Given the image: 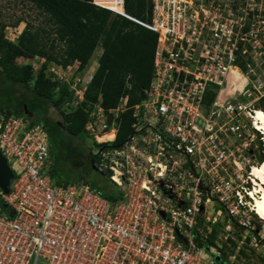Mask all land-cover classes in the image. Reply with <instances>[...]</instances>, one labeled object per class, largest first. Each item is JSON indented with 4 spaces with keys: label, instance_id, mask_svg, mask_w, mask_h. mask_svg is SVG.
<instances>
[{
    "label": "built area",
    "instance_id": "built-area-1",
    "mask_svg": "<svg viewBox=\"0 0 264 264\" xmlns=\"http://www.w3.org/2000/svg\"><path fill=\"white\" fill-rule=\"evenodd\" d=\"M90 2L157 37L132 131L120 147L97 151L122 195L111 201L84 180L54 183L45 127L0 113V151L13 171L9 191L0 187V264H218L222 244L209 238L223 220L225 231L235 222L259 240L249 147L263 132L251 103L226 89L247 47L264 48V0H149V19L128 13L124 0ZM47 67L76 103L84 99L91 67ZM126 101L108 110L110 122L93 104L86 124L94 136L116 130Z\"/></svg>",
    "mask_w": 264,
    "mask_h": 264
},
{
    "label": "trees",
    "instance_id": "trees-1",
    "mask_svg": "<svg viewBox=\"0 0 264 264\" xmlns=\"http://www.w3.org/2000/svg\"><path fill=\"white\" fill-rule=\"evenodd\" d=\"M26 1L43 15V25L37 28L28 25L18 35L17 42H12L5 37L4 28L7 24L0 23V97L3 95L8 99L12 96L19 100L17 106L7 103L4 106L0 105V113L22 116L25 121L33 125L38 122L29 121L21 111L22 107L26 106V109H31L32 112L37 107L42 109L43 114L50 106L59 110L65 96H71L72 93L65 88L67 85L65 82L46 75L44 72L46 65L53 62L63 68L70 66L78 70L85 69L94 50L99 46L102 51L98 65L80 105L69 112L61 111L59 113L61 121L47 118L46 122L40 123L48 132L49 139L52 138L49 130L56 126L65 130L67 137H79L84 131L89 111L94 103H100L110 122L113 116L108 110L116 108L121 98L127 96L126 109L115 117V138L113 139V129L108 139L113 141L108 144L95 143L103 150L120 147L132 131L133 105L143 98V89L149 85L156 34L123 16L93 5L90 0ZM124 2L128 13L140 19H149V0H124ZM35 56L45 59L39 69L30 61L16 60L18 57L32 60ZM239 65L245 69L244 64ZM61 84L65 87H61ZM57 88L59 93L57 92L56 95ZM261 108L264 109V96H262ZM63 142L61 138L54 142L50 141L49 173L56 184L71 183L57 180L61 175L56 167L61 158L59 152ZM260 157V162H263L264 157ZM99 159L100 154H88V161L92 167L95 160L99 161ZM89 184L111 201L119 199L122 195L112 182L111 187L107 185L101 189ZM234 228L239 230L235 222ZM258 237L259 235L256 236L257 239ZM213 238L214 234H211L209 240Z\"/></svg>",
    "mask_w": 264,
    "mask_h": 264
},
{
    "label": "rangeland",
    "instance_id": "rangeland-1",
    "mask_svg": "<svg viewBox=\"0 0 264 264\" xmlns=\"http://www.w3.org/2000/svg\"><path fill=\"white\" fill-rule=\"evenodd\" d=\"M43 19V15L39 14V12L26 0H0V23L4 22L7 24L4 28L7 40L17 42L18 35L28 25H30L31 28H37L38 26L43 25ZM97 54L98 52L96 51L94 57ZM39 58L41 57L35 56L34 59L31 60L18 57L16 60L17 62L30 61L33 63V66L38 69L41 65ZM240 60L242 61L240 63L244 64L245 69H235L240 76L237 77V75L234 76V74H232L229 77L226 92H228L229 97L236 95L238 97L237 100L250 102L251 108H259L262 110L263 108H261V102L262 96H264V48H253L248 46L247 52L242 55ZM47 68L48 67L46 65L45 69L47 70ZM37 69L35 72H37ZM45 73L47 75V72ZM62 86L65 87L61 84V87ZM65 88L69 90V86L66 85ZM55 91L57 95L58 88L55 89ZM65 97L64 103L59 109L60 111L52 106L49 107V118H52L53 120H61V116L59 114L61 111L69 112L72 108H76L80 105V102L76 103L74 101L72 95H66ZM5 98L6 97L1 95L0 105L4 106L7 103V105L13 104L17 106V102L19 100L12 96L8 99ZM21 111L26 113L29 118H32L33 121L38 123L45 121L46 119V115L43 114L42 109L37 107H35L32 112L31 109L27 110L26 106H24L21 108ZM246 120L249 121L247 118ZM59 129L60 128L56 126V128L53 127V129L51 128V130H49L52 135V138H50L51 142H54V140L59 138L64 141L59 152L61 158L59 159V164H57L56 167L57 172L61 174L57 180L60 182L69 181L71 183L79 180H85L94 185L96 188L98 187L101 189L107 185L108 187H111L112 184L109 180V173L103 168L97 166L98 160H95L93 167L88 161V154H96L101 148L100 145L95 144L96 136H94L89 124L85 125L84 131L79 137H67L68 134L64 133L65 130ZM112 132L113 129L104 133L109 134L110 138ZM96 133H98V136L103 134L99 130H97ZM262 135L259 131H257L256 139L251 143V149L249 147V151H252L251 154H253L254 158H256L255 161L258 162L257 166L263 165L262 163L264 162H260V156H264L263 141L259 139ZM106 144H108V142H106ZM11 163L12 162L10 161V164ZM241 172L245 173L244 170H241ZM244 177H246V173L244 174ZM0 204L5 208L2 200H0ZM223 224H226L225 220H223L222 223L219 221L217 227L213 231L216 241L222 244V248L219 250L222 256L221 258H217L218 264H223V261H226L228 264H264V219H260L257 214H253L252 232L254 236L259 235V240H256L258 243L254 241L252 237H250L251 240H247V238L249 239V232L246 234L233 227H231V230L225 231L223 229ZM255 243H257V245H255Z\"/></svg>",
    "mask_w": 264,
    "mask_h": 264
},
{
    "label": "bare ground",
    "instance_id": "bare-ground-1",
    "mask_svg": "<svg viewBox=\"0 0 264 264\" xmlns=\"http://www.w3.org/2000/svg\"><path fill=\"white\" fill-rule=\"evenodd\" d=\"M237 75L239 77L238 72L234 69V76ZM253 118L256 120L255 125L256 128H259L263 132V140H264V113L259 108L255 109L253 114ZM103 133L101 136H96L97 140L104 141L109 139V134ZM108 135V136H107ZM252 175L257 179L254 180L255 184L258 185L259 190L261 191L260 197H255L253 208L259 218L264 219V163L261 166H254L252 169Z\"/></svg>",
    "mask_w": 264,
    "mask_h": 264
},
{
    "label": "water",
    "instance_id": "water-1",
    "mask_svg": "<svg viewBox=\"0 0 264 264\" xmlns=\"http://www.w3.org/2000/svg\"><path fill=\"white\" fill-rule=\"evenodd\" d=\"M12 177L13 171L0 151V187L4 192L9 191V183Z\"/></svg>",
    "mask_w": 264,
    "mask_h": 264
},
{
    "label": "crops",
    "instance_id": "crops-1",
    "mask_svg": "<svg viewBox=\"0 0 264 264\" xmlns=\"http://www.w3.org/2000/svg\"><path fill=\"white\" fill-rule=\"evenodd\" d=\"M96 51L98 52V54L94 57V54L96 53ZM101 51V49H99V46L96 48V50H94V52H93V54H92V56H91V58H90V64H88V66L87 67H91L92 68V70L93 71H95V69H96V67H97V65H98V58H99V56H100V52ZM50 63V62H49ZM86 67V68H87ZM83 70V69H82ZM51 107V106H50ZM30 114V113H29ZM45 114H46V119H45V121H43V122H46L47 121V118H49V112L47 111V112H45ZM44 114V115H45ZM24 115L26 116V118L30 121V120H32V118H29V116L26 114V113H24ZM52 119V118H51ZM56 121H61V120H56ZM40 123V122H39ZM42 123V122H41ZM115 134H116V130H114V137H113V139L115 138ZM106 135V134H105ZM108 136V135H107ZM112 139V140H113ZM103 140H105V139H103Z\"/></svg>",
    "mask_w": 264,
    "mask_h": 264
}]
</instances>
